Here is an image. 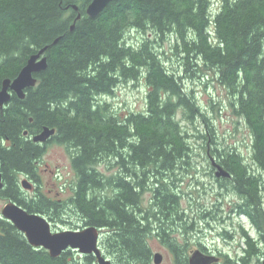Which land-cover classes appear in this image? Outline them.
I'll list each match as a JSON object with an SVG mask.
<instances>
[{"label":"trees","instance_id":"1","mask_svg":"<svg viewBox=\"0 0 264 264\" xmlns=\"http://www.w3.org/2000/svg\"><path fill=\"white\" fill-rule=\"evenodd\" d=\"M90 1L0 0V88L3 79H13L31 54L48 45L47 67L34 74L36 84L24 98L13 94L0 108V197L50 220L61 215L66 203L84 227L105 229L101 241L113 257L111 264H152L148 237L155 228L175 263L189 264L169 233V224L182 213L181 196L168 176H176L190 153L178 110L188 119L204 115L180 76L165 66L154 39L144 37L137 45L125 41L130 29L150 30L159 39L173 34V49L184 68L215 70L234 95L235 115L251 132L257 172L234 149L216 152L231 173L218 182L235 191L236 212L259 233L254 239L242 230L240 261L248 264L264 242V0H220L214 13L211 0H113L95 18L85 13ZM140 79L146 85L144 111L119 115L97 99L112 94L120 82ZM44 126L55 129L48 141L70 151L76 182L67 200L41 190L28 195L18 180V174L38 175L44 145L31 136ZM102 160L117 171L105 175L96 167ZM147 189L150 204L142 208ZM74 251L51 257L0 216V264H95L93 255L80 259Z\"/></svg>","mask_w":264,"mask_h":264},{"label":"rangeland","instance_id":"2","mask_svg":"<svg viewBox=\"0 0 264 264\" xmlns=\"http://www.w3.org/2000/svg\"><path fill=\"white\" fill-rule=\"evenodd\" d=\"M219 6L220 0H211L210 7L213 13ZM144 37L154 39L155 49L160 53L165 66L180 76L185 90L192 94L201 114L205 116L188 119L181 110L176 114L179 124L187 131L190 153L186 159L188 162L177 170L176 176L173 174L168 176L171 188L176 189L181 196L179 211L182 213L181 219H174L172 224H169L172 227L169 233L188 256L202 246L204 254L209 253L207 255L218 258L215 264H243L240 261L244 247L242 230L245 229L254 239H259V233L244 215L236 212L235 205L239 197L232 188L226 186L229 185L227 182H218L211 170L209 155L215 161H219V153L216 152L234 149L251 171L257 172V166L252 159L250 129L242 118L235 115L232 106L234 95L217 80L215 70L206 67L195 72L186 70L182 65L180 53L173 49L175 42L173 34L159 39L150 30L142 32L130 29L125 34V41L137 45ZM145 97L146 85L143 79H140L120 82L112 94L99 95L97 99L100 102L107 101L114 112L123 115L128 112L144 111ZM96 167L105 175L117 171L115 166L104 160ZM37 170L40 190L44 194L57 200H67L73 194L76 174L66 145L55 141L46 142L38 159ZM24 178H26L24 174H18L19 182ZM21 189L28 195L33 194L32 189H25L22 186ZM151 195L150 189L143 193L142 208L150 204ZM7 201L0 197V213ZM62 206L64 207L59 217L48 219L52 231L83 228L80 216L70 206H66V203ZM156 231L148 237L152 253L162 254V261L159 264H176L174 254L157 237ZM105 232V229L101 230L100 247L112 263L113 257L101 241L106 235ZM83 255L74 251L76 258L81 259ZM263 259L264 242L260 241L258 253L250 256L247 263L262 264Z\"/></svg>","mask_w":264,"mask_h":264},{"label":"water","instance_id":"3","mask_svg":"<svg viewBox=\"0 0 264 264\" xmlns=\"http://www.w3.org/2000/svg\"><path fill=\"white\" fill-rule=\"evenodd\" d=\"M113 0H91L86 6L85 13L90 18L97 17L103 9ZM72 8L77 10V5ZM80 18V13L76 19ZM74 28V23L70 27ZM57 41L54 40L53 43ZM48 45L40 48L36 53L31 54L25 64L21 67L18 74L13 78H5L0 88V108L7 104L11 96L16 94L19 98H24L25 90L36 84L35 73L41 72L47 67V57L45 51ZM25 134L27 131L24 132ZM55 133L54 128L44 126L39 132L31 136L33 142L43 144L47 142ZM216 178L230 177L231 173L222 165L212 159ZM21 186L25 189H31L32 183L24 178L21 180ZM3 188L2 173L0 168V189ZM0 216L13 224L20 231L28 243L34 247H42L49 252L51 257H58L64 250H76L84 255H93L97 264H111L100 247V237L102 228L94 225H88L80 229H64L52 231L51 223L46 216L37 212H29L16 201H7L1 209ZM154 264L162 261V254L154 252L152 255ZM218 260L213 255L204 254L200 250H195L189 256V264H213ZM264 264V259L262 260Z\"/></svg>","mask_w":264,"mask_h":264},{"label":"flooded vegetation","instance_id":"4","mask_svg":"<svg viewBox=\"0 0 264 264\" xmlns=\"http://www.w3.org/2000/svg\"><path fill=\"white\" fill-rule=\"evenodd\" d=\"M44 147H45V144H43ZM209 157L211 158V170L212 172H215V168H214V165L212 164V156L209 155ZM216 163L220 164L218 161H216ZM26 179H28L31 183H32V190H33V194H35L38 190H40L41 186H40V183H39V177L38 175L37 176H31V175H25ZM61 200V199H60ZM200 251L204 250V249H199ZM209 254V253H207ZM189 263V261H188ZM215 264V263H213ZM217 264V263H216Z\"/></svg>","mask_w":264,"mask_h":264}]
</instances>
